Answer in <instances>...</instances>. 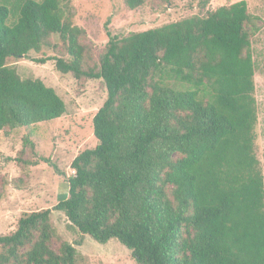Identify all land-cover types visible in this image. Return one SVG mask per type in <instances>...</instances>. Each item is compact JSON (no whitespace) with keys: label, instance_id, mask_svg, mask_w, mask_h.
<instances>
[{"label":"trees","instance_id":"obj_1","mask_svg":"<svg viewBox=\"0 0 264 264\" xmlns=\"http://www.w3.org/2000/svg\"><path fill=\"white\" fill-rule=\"evenodd\" d=\"M69 1L0 0V130L65 112L52 87L6 65L9 57L56 49L53 35L66 57L34 61L54 60L76 79L100 78L107 94L92 118L98 143L73 158L67 194L0 235V264L85 261L66 241L51 247V210L98 243L116 239L137 264H264L251 51L258 17L238 0L126 36L108 33L89 64ZM123 1L130 9L144 2Z\"/></svg>","mask_w":264,"mask_h":264},{"label":"rangeland","instance_id":"obj_2","mask_svg":"<svg viewBox=\"0 0 264 264\" xmlns=\"http://www.w3.org/2000/svg\"><path fill=\"white\" fill-rule=\"evenodd\" d=\"M204 1V5H201ZM238 0H144L137 8H128L123 0H70L73 23L84 31L82 41L88 50L89 64L97 63L110 35L158 27L192 15H203ZM248 12L258 17L259 29L251 37L255 64L254 84L257 108L255 152L264 158V0H245ZM14 20L11 14L9 23ZM110 33V35H108ZM56 49L30 51L27 56L9 57L6 65L22 79H40L62 98L65 112L58 118L30 127L0 130V235L9 234L19 217L32 211L52 208L60 195L68 192V178L73 175V158L98 143L93 134L92 118L106 99L100 78L76 79L60 73L54 60L37 63L40 57H66L57 35L51 37ZM175 88L187 87L167 81ZM47 159L45 162L42 159ZM54 230L51 247L61 242L72 244L86 259L82 264H137L131 251L111 238L98 243L70 225L63 212L51 210Z\"/></svg>","mask_w":264,"mask_h":264}]
</instances>
